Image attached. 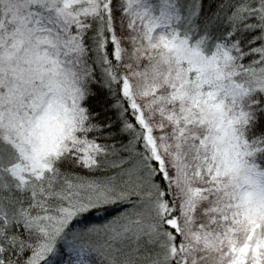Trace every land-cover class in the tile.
<instances>
[{
  "label": "snow or ice",
  "instance_id": "6c2138e0",
  "mask_svg": "<svg viewBox=\"0 0 264 264\" xmlns=\"http://www.w3.org/2000/svg\"><path fill=\"white\" fill-rule=\"evenodd\" d=\"M0 264H264V0H0Z\"/></svg>",
  "mask_w": 264,
  "mask_h": 264
},
{
  "label": "trees",
  "instance_id": "16d2710c",
  "mask_svg": "<svg viewBox=\"0 0 264 264\" xmlns=\"http://www.w3.org/2000/svg\"><path fill=\"white\" fill-rule=\"evenodd\" d=\"M91 219L95 220V214H93V217Z\"/></svg>",
  "mask_w": 264,
  "mask_h": 264
}]
</instances>
